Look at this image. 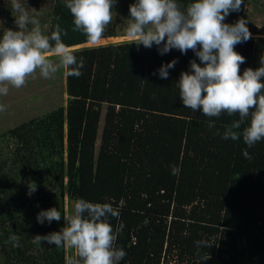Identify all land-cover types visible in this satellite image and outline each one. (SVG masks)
Here are the masks:
<instances>
[{
	"label": "trees",
	"instance_id": "1",
	"mask_svg": "<svg viewBox=\"0 0 264 264\" xmlns=\"http://www.w3.org/2000/svg\"><path fill=\"white\" fill-rule=\"evenodd\" d=\"M248 1L224 20L244 18L252 34L234 46L245 57L241 75L264 56V28L253 26ZM190 2L177 0L181 8ZM4 8L8 17L11 8ZM120 21L103 37L126 35ZM48 22L46 35L59 24L67 33L63 43L84 66L79 78L65 75V105L0 135L1 264H66V248L37 239L65 225V197L120 211L119 219L108 217L113 230L125 225L116 241L126 252L120 264H264V140L252 148L242 136L223 140L215 133L238 115L210 118L183 105L177 81L191 71V60L200 63L195 53L161 55L155 44L137 47L130 40L75 47L89 41L73 31L65 0H53ZM173 59L175 67L161 79L158 69ZM50 208L61 220L39 223L37 214ZM198 240L210 246L197 249Z\"/></svg>",
	"mask_w": 264,
	"mask_h": 264
},
{
	"label": "clouds",
	"instance_id": "2",
	"mask_svg": "<svg viewBox=\"0 0 264 264\" xmlns=\"http://www.w3.org/2000/svg\"><path fill=\"white\" fill-rule=\"evenodd\" d=\"M242 2L191 0L182 9L177 0H136L129 5L130 22L125 32L130 38L129 44L145 48L155 44L161 55L172 49L182 54L192 50L200 63L191 60V71L181 72L177 81L183 105L210 118L222 113L238 115L222 133L217 130L215 134L233 141L242 136L243 142L252 148L264 140V56L260 57L258 68H246L241 75L240 64L245 57L236 52L234 46L251 39L252 34L244 18L234 24L224 23L230 11L240 10ZM114 3L115 0H65L73 17V31H81L93 44L100 41L113 20ZM11 12L18 30L7 29L0 34V94L7 95L9 86L22 87L37 71L44 78H50L61 68L66 76L79 78L82 75L83 60L78 61L73 50L63 43L62 34L67 33L59 24L50 35H45L39 21L29 16L19 0H11ZM175 64V59L162 64L158 69L159 77L167 79L168 70ZM3 111L5 106L0 105V112ZM242 125L245 126L241 131ZM212 127L210 121L209 128ZM242 155L252 159L247 149ZM179 172V167H171L172 175ZM35 191L36 184H30L28 194ZM108 217H120V211L111 203L77 199L71 211L65 209V225L60 231L37 236V239L57 248L71 249L76 258L69 264H120L126 252L116 247V241L125 225L120 223L113 230ZM61 218L57 208L37 214L41 224ZM10 240L14 247L19 246L15 237ZM195 243L197 249L210 246L206 240ZM209 258L208 255L202 260Z\"/></svg>",
	"mask_w": 264,
	"mask_h": 264
},
{
	"label": "rangeland",
	"instance_id": "3",
	"mask_svg": "<svg viewBox=\"0 0 264 264\" xmlns=\"http://www.w3.org/2000/svg\"><path fill=\"white\" fill-rule=\"evenodd\" d=\"M19 2L27 10L30 17H35L39 21V27L42 33L46 35L49 28L48 12L53 0H19ZM135 2L136 0H115L113 6V20L108 26L114 25L115 28H120V20H124V26L127 27L130 22V12L128 10L124 11V7L127 4H133ZM7 5L11 8V0H0V34L7 29L18 30V26L14 22V14L12 15L11 12L8 17L7 15L5 16L7 13L4 7ZM244 10L252 14L251 22L257 30L264 28V0H249L244 6ZM29 27L32 26L30 25ZM126 27L122 30L125 31ZM254 35L260 36L261 34ZM124 40H130V38L127 35L108 36L103 37L95 44L87 42L75 47L94 46ZM53 59L56 60L55 57H53ZM66 99L65 74L62 68L50 78H44L39 74V71H37L27 78L26 83L22 87L14 88L9 86L7 95L0 94V105L5 106V111L0 112V135L21 122L37 117L59 105H65ZM101 125L102 118L100 127ZM64 204L65 209L67 208L71 211L74 202L69 201L67 197H65ZM73 259H75L74 252L66 248V264H69V261Z\"/></svg>",
	"mask_w": 264,
	"mask_h": 264
}]
</instances>
